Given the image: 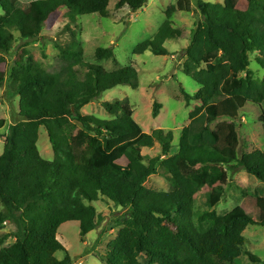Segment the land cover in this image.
<instances>
[{"label": "trees", "instance_id": "1", "mask_svg": "<svg viewBox=\"0 0 264 264\" xmlns=\"http://www.w3.org/2000/svg\"><path fill=\"white\" fill-rule=\"evenodd\" d=\"M111 0H0V53L9 54L20 35L23 51L10 71L15 97L20 98L22 120L11 125L0 156V230L7 223L17 228L14 243L0 250V264H72L60 260L65 247L59 228L68 222L80 224L84 240L100 224L93 205L101 199L125 211L115 219L120 228L103 264H240L244 236L249 226H264V196L243 191L242 215L226 220L216 207L229 183L227 168L244 170L264 183V149L239 156L240 135L236 122L247 104L260 107L264 129V80L250 70V53L260 52L264 67V0H247L246 10L200 0L189 46L184 51L185 75L200 87L193 95L181 87L187 104L199 103L191 111L190 123L180 133L178 151L172 154L173 131L142 132L134 121L128 98L103 102L111 116L104 120L83 113L107 91L120 85L138 88L134 69L109 72L84 60V48L73 34L71 45L60 48L66 65L49 73L25 49L38 39L50 16L61 8L76 17L98 14L108 17ZM149 0H118L117 9L137 12ZM185 7H191L185 0ZM176 6L166 9V20L155 36L136 46L167 56V40L182 38L175 27ZM96 59L113 57L99 48ZM4 57L0 58V62ZM85 69V74L82 73ZM0 74V90L4 85ZM161 104L155 103L153 117ZM216 127L212 125L216 123ZM0 119V132L6 127ZM48 133L54 159H45L38 148L40 128ZM161 146V154L147 159L142 150ZM162 157H166L162 160ZM124 159L125 164L120 163ZM162 167L170 191L146 187ZM205 187V211H196L195 196ZM251 210V212L249 211ZM257 211L258 217L253 214ZM207 224V226L205 225ZM253 263L261 259L247 253Z\"/></svg>", "mask_w": 264, "mask_h": 264}, {"label": "rangeland", "instance_id": "2", "mask_svg": "<svg viewBox=\"0 0 264 264\" xmlns=\"http://www.w3.org/2000/svg\"><path fill=\"white\" fill-rule=\"evenodd\" d=\"M30 2L34 0H20ZM191 12L185 7V0H149L147 5L137 12L128 8L117 9L118 0H111L108 7V17L103 18L98 14L81 15L76 17L69 9L61 8L50 16L44 29L38 35V39L25 49L42 69L49 73L60 71L66 62L60 56V48L71 45L73 34L84 48V60L91 64L104 67L109 72H118L124 69H134L139 76V85L134 89L127 85H120L105 92L98 101L93 102L83 109V113L100 119L110 120L111 116L103 107V102H115L128 98L134 109V121L142 132L152 133L156 129L165 132L173 131L172 154L178 151L180 133L190 123V113L199 105L193 101L187 104L181 93V87L191 95L197 93L199 85L183 72L186 61L184 51L189 46L192 31L199 15L195 14L200 0H187ZM205 2L219 3L225 6L246 10L247 0H202ZM176 6L177 12L173 16L175 27L183 31L182 38L167 40L165 48L167 56H157L147 51L142 55H136V46L146 40L152 39L160 26L166 20V9ZM16 41L9 54L0 53V74L4 77V85L0 90V119H5L6 127L0 132V156L5 149V137L11 125L19 123L22 118L19 115L20 98L15 97L11 85H14L10 77V71L20 59L23 51V42L20 35L15 33ZM108 49L113 57L97 60V49ZM259 58L260 52L250 53V70L258 81L264 80V67ZM85 74L86 70H81ZM155 103L161 104L159 116L153 117ZM260 107L247 104L241 112V119L236 122L240 135L239 156L255 149H264V129L259 121ZM216 123L212 128L216 127ZM38 148L41 155L47 160L54 159V152L44 127L40 128ZM142 154L151 159L161 154V146L156 144L153 148H145ZM166 157H162L164 160ZM120 163L125 164L122 159ZM159 174L152 175L146 182V187L156 191H170L171 183L165 175L162 167L158 168ZM229 183L225 187V197L216 207L218 214L226 220L244 213L242 209L243 191L249 190L253 194L264 196V183L244 170L234 171L227 168ZM210 188H203L195 196V210L205 211L206 197ZM100 217L99 227L91 232L84 240L80 236V224L71 221L63 224L58 231V239L65 247V251H58L56 257L63 260L65 257L72 259V264H103L101 257L106 254L108 244L114 240L120 228H115V219L124 215L125 211L116 208L106 199H101L93 204ZM4 207L0 203V212ZM251 212V210H249ZM258 217L257 211L253 214ZM207 226V224H205ZM17 228L14 224L7 223L0 230V250L12 245L15 241L13 235ZM247 239L243 247L240 264H264V226H249L244 233ZM251 252L261 259L260 263H253L247 253ZM141 264H149L145 256L139 257Z\"/></svg>", "mask_w": 264, "mask_h": 264}]
</instances>
